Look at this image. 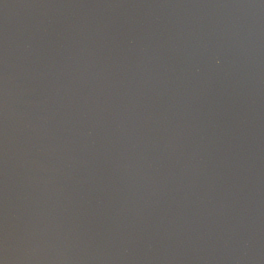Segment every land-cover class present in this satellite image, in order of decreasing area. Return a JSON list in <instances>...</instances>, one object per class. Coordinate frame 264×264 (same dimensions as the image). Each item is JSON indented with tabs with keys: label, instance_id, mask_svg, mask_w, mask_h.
Returning a JSON list of instances; mask_svg holds the SVG:
<instances>
[{
	"label": "water",
	"instance_id": "water-1",
	"mask_svg": "<svg viewBox=\"0 0 264 264\" xmlns=\"http://www.w3.org/2000/svg\"><path fill=\"white\" fill-rule=\"evenodd\" d=\"M0 264H264V0H0Z\"/></svg>",
	"mask_w": 264,
	"mask_h": 264
}]
</instances>
